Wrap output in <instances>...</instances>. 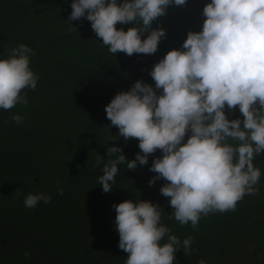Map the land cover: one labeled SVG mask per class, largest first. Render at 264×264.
<instances>
[{
	"label": "trees",
	"instance_id": "obj_1",
	"mask_svg": "<svg viewBox=\"0 0 264 264\" xmlns=\"http://www.w3.org/2000/svg\"><path fill=\"white\" fill-rule=\"evenodd\" d=\"M72 2L0 0V60L25 44L33 50L30 68L39 77L34 91L23 90L26 106L0 109V264H125L128 254L119 248L113 205L126 200L158 204L164 211L161 222L172 235L181 242L194 238L191 254L184 255L181 247L174 264H198L201 259L207 264H264V160L253 162L261 171L256 194H245L235 210L201 214L196 229L191 222L181 226L168 218L170 198L160 193L166 181L149 186L157 175L149 171L152 162L162 158L159 149L146 166L137 162L134 171L118 165L110 193L98 183L103 165L97 166V155L107 162L109 147L122 148L127 161L143 155L138 140L125 142L118 136L105 107L137 81L155 89L150 76L155 64L169 51L183 50L189 32L202 31L203 9L211 0L169 6L152 24L166 32L157 52L130 57L110 53L87 19L69 21ZM134 26L116 27L127 31ZM15 114L24 117L22 123L11 120ZM225 114L229 120L244 119L238 106L226 108ZM111 136L118 139L114 142ZM29 192L47 193L51 203L25 208Z\"/></svg>",
	"mask_w": 264,
	"mask_h": 264
},
{
	"label": "clouds",
	"instance_id": "obj_2",
	"mask_svg": "<svg viewBox=\"0 0 264 264\" xmlns=\"http://www.w3.org/2000/svg\"><path fill=\"white\" fill-rule=\"evenodd\" d=\"M187 0H73L69 21L91 23L96 36L112 54H155L163 28H152L167 8L184 6ZM201 32H189L183 50H171L155 64L150 76L155 89L137 81L115 95L105 107L111 126L125 142L139 141L143 155L127 161L123 149L109 147L107 162L98 179L105 193L119 173L118 165L136 170L148 164L157 149L162 158L149 171L166 183L160 193L170 198L172 213L181 226L197 228L201 214L235 210L245 194L255 195L261 171L253 161L264 154V0H211L205 5ZM132 23L125 31L117 25ZM71 25V24H70ZM138 25V26H137ZM75 31L76 29L72 27ZM146 38L142 40V37ZM33 50L20 44L8 59L0 60V109L28 104L25 89L35 90L39 79L30 68ZM159 91V95L157 92ZM239 108L243 120H229L225 109ZM15 114L11 120L22 123ZM243 125V127H241ZM190 137L184 142L187 133ZM118 137H112L116 141ZM229 140L239 141L236 146ZM19 189L14 193L19 196ZM58 194L63 189L58 186ZM47 193L29 192L24 207L34 209ZM119 248L128 254L125 264H174L175 253L193 251V237L182 242L162 222L163 209L150 201L126 200L113 205ZM167 237L166 242H163ZM29 252L24 256L28 257ZM198 264H207L204 259Z\"/></svg>",
	"mask_w": 264,
	"mask_h": 264
},
{
	"label": "water",
	"instance_id": "obj_3",
	"mask_svg": "<svg viewBox=\"0 0 264 264\" xmlns=\"http://www.w3.org/2000/svg\"><path fill=\"white\" fill-rule=\"evenodd\" d=\"M258 160H264V156H263V157H258V158H256L253 162H256V161H258Z\"/></svg>",
	"mask_w": 264,
	"mask_h": 264
}]
</instances>
